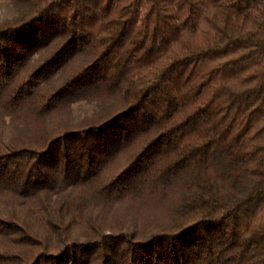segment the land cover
I'll use <instances>...</instances> for the list:
<instances>
[{"label":"trees","instance_id":"obj_1","mask_svg":"<svg viewBox=\"0 0 264 264\" xmlns=\"http://www.w3.org/2000/svg\"><path fill=\"white\" fill-rule=\"evenodd\" d=\"M14 1L0 264H264V0ZM79 101L95 110L74 122ZM115 202L169 222L72 232Z\"/></svg>","mask_w":264,"mask_h":264},{"label":"rangeland","instance_id":"obj_2","mask_svg":"<svg viewBox=\"0 0 264 264\" xmlns=\"http://www.w3.org/2000/svg\"><path fill=\"white\" fill-rule=\"evenodd\" d=\"M23 9L16 4L14 0H0V20H7L16 17ZM95 110L94 105L85 101H79L71 106V119L74 122L90 116ZM61 120V116H55L47 119L42 126H51L54 121ZM32 134L33 126L26 125ZM16 135H11L8 140H28L30 133L25 129H20ZM1 207L6 205L0 202ZM84 219L80 230L74 229L73 233H88L93 231L95 226H112L114 224H128L129 227L139 232H154L166 226L169 222L167 218V208L163 204L148 203L136 205L133 203H109L104 205H95L87 203L83 206Z\"/></svg>","mask_w":264,"mask_h":264}]
</instances>
